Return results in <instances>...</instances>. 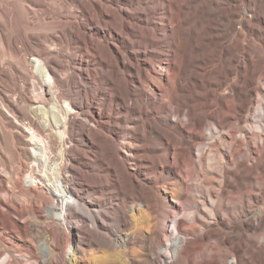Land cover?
<instances>
[{"label": "bare ground", "instance_id": "bare-ground-1", "mask_svg": "<svg viewBox=\"0 0 264 264\" xmlns=\"http://www.w3.org/2000/svg\"><path fill=\"white\" fill-rule=\"evenodd\" d=\"M73 12L80 14L82 26L69 19ZM30 14L36 23L28 20ZM87 25H96L98 32L94 34ZM28 28L44 31L45 44L27 48L24 56L15 46L16 32ZM123 34L129 37L127 46ZM105 36L113 42H106ZM0 42L6 44L0 56L7 55L6 61H0V130L10 138L16 161L10 172L0 173V193H13L11 197L0 194V253L4 249L8 253L0 264H32L30 259L34 264H71L75 252H81V235L94 240L105 237L99 218L90 216L89 206L102 184L121 183L117 164L125 165V158L139 162L143 158L153 168L171 164L175 170L173 197H177L169 211L171 217L178 216L183 206L180 199L190 202L192 188H203L209 196L222 187L215 188L209 174L213 157H219L223 188L245 183L241 168L261 169L264 177V0H0ZM73 50L98 64L96 71L89 72L74 55L79 70L75 77L85 78L95 88L77 87L70 67L53 57ZM16 75L27 79L32 96L18 90ZM2 83L10 90L17 88L16 92L4 94ZM101 85L112 96L95 109L84 110L82 99L93 97ZM131 90L134 98L129 106L126 99ZM253 102L257 111L249 120L255 126L242 132ZM103 107L114 109L133 126L128 141L111 150L114 159L108 160L107 168L113 177L95 176L93 180L86 173H75L72 160L78 150L68 144L79 136L91 139L100 134L91 127L76 126V116L84 124L111 132V115L102 112ZM149 108L156 116H148ZM162 113L165 120L158 119ZM41 119L44 124L38 122ZM103 137L102 142H115ZM248 140L249 151L245 149ZM249 155L259 157L255 164L246 159ZM227 163L234 166L232 172L225 169ZM182 168L192 172H178ZM139 194L142 202L134 203L131 210L145 207L155 212V200ZM198 202L206 211L205 201L195 199V206ZM194 212L189 213L192 224L187 233L191 237L178 233L181 216L176 218L170 238L159 240L158 232H152L150 248L157 245L154 264L192 262L205 240L212 237L218 248L228 243L236 252L238 256L230 264L239 258L264 264L263 218L253 223L228 221L220 230L217 215L209 214L212 220L204 219L206 223ZM88 217L90 224L85 223ZM128 218L123 208L116 211L118 224ZM250 227L260 231L253 245V239L244 235ZM128 242L129 236L115 235L117 247ZM164 256L167 260L162 263ZM205 263L202 258L199 264Z\"/></svg>", "mask_w": 264, "mask_h": 264}, {"label": "rangeland", "instance_id": "rangeland-1", "mask_svg": "<svg viewBox=\"0 0 264 264\" xmlns=\"http://www.w3.org/2000/svg\"><path fill=\"white\" fill-rule=\"evenodd\" d=\"M69 19L75 23L81 24L82 26V23H80L81 16L78 12H73ZM28 20L33 23L37 22V19L33 14L28 16ZM86 28L91 30L94 34L98 32L96 30V25H87ZM48 32L54 36L60 35V33L56 31ZM16 33L18 34L19 39L15 42V46L20 49L21 54L24 56L26 55V51H28L27 48H30L37 43L45 44L42 37L44 31L42 30L28 28ZM100 34L102 35L103 32H100ZM128 39V35H122V40L126 42L124 43L125 46L128 45ZM104 40L109 43L110 41L113 42L112 39L107 36L104 37ZM5 49L6 44L0 42V50L4 51ZM74 55L82 60L84 68L89 72H94L97 70L98 64H96L94 60H90L87 57L82 56L78 50L71 51V54H67L65 52H60L58 54L55 53L53 57L67 67H70L68 72L74 79L77 80V87L86 89L95 88L96 86H94L92 83H88L85 78L78 79V77H75L78 76L79 70L76 68L77 63L76 59H74ZM3 57L0 56V61L7 60V55L4 57L5 59H3ZM239 60H241V58H239ZM19 76L20 75H16L14 78V83L19 87L18 90H21L23 95L26 97L32 96V88L26 85L27 79L23 76ZM2 86L5 90L4 94L13 95L14 93L10 91L14 90L16 92L17 90V88L10 90V88L4 85V83H2ZM133 93L134 92L131 90L130 96H128L126 99V104L129 106H132L133 104ZM261 94L263 102L264 89H262ZM111 96L112 92L105 85H101L98 87V91L93 97L89 98L88 100L82 99L83 109H95L98 107V103H100L101 100ZM154 100L156 102L160 101L159 97H156ZM63 106L66 108L68 107L66 102H63ZM254 108L255 104L253 102L246 112L248 124L246 128L242 130V132H247L248 128L250 129V126L254 128L255 125L249 120L257 111ZM102 110V112H107L111 115V132L91 123L84 124L83 119L80 116H76V126H79L83 129L91 127L100 134L93 135L91 139L89 138L90 136H79L78 138H73L70 144H68L70 145L71 149L78 150L75 156H73L75 158L72 160L75 173H86L87 176L89 175V177L93 180L95 179V176H99L103 179L105 176H108L109 178L113 177L112 171L108 170L107 168L108 160L111 161L114 159L113 157H110L112 152L111 150L116 148V146L120 147L121 144H124L128 141L126 136L130 135V129L133 126V123L129 121L128 118L124 119L123 116L117 115L114 109L103 107ZM131 113V115L134 116L133 112ZM156 114L157 113L153 111V109L149 108V117H154ZM165 115V113H162V118H160L159 114L158 119L165 120ZM213 118L214 117H212V119ZM26 120L27 119L23 120L24 125H27ZM38 122H41V124L45 123L43 119L39 120ZM210 122L208 121L204 128H206ZM112 130H114V133ZM103 136H107L108 138L113 139L115 142H102L104 141ZM249 142L250 141L248 140L245 146L247 151L250 150ZM9 144L10 138L8 137L7 133L0 130V173H4L5 171L10 172L12 167L16 166V161L13 158L14 156L11 153ZM14 146L18 147L17 144ZM107 147H109L108 150L105 149ZM249 156L250 157H246V159H248V161L252 164H255V162L259 159V157H252V155ZM123 158L124 157H122V159ZM218 159L219 157H213L211 159V168L213 171H210L209 174L213 177L214 187H219V185L222 187L210 192L209 196L203 188L194 187L190 190V202H185L183 201L184 199L179 198L180 203L183 205L180 209H178V216H181L179 220L180 222H183L182 224H178L179 234H187L189 237L192 236L187 232L189 230V225L192 224L191 220H189V215L194 211L196 212L194 213L197 216V219L200 218L206 223L207 221L204 219H208L209 221L210 219L212 220L209 214L212 213L217 215L216 220L218 223L216 226L220 230L224 228V224L228 221L235 224H239L241 222L253 223L259 220V218H263L264 221V193H261V191H264V177L262 175L261 169L254 170L249 167L241 168L242 173L240 176L244 177L245 183L234 189H226L223 188L224 185L222 183V177L219 174ZM125 161V165L118 163L117 169H119V181H121V183H126V185L121 187V183L116 184L112 181L109 184H102L101 188H98L100 193L94 194L96 200L92 201L91 205L89 206L90 216L95 217L96 215L99 218L100 223L102 224L100 231L103 232L105 237L98 236L97 240H94L88 234H85V236L81 235V252H75V256L72 260L73 263L71 264H154L152 261L155 259L154 252L157 249V245L153 249L150 248V246H152V241L150 239L152 232H158L159 240L168 239L172 236V228L176 218H178V216L171 217L169 215L170 209H173L172 206L177 203V197H173V195H176V187L172 185L174 176L172 171H175L174 168L170 166L171 164L153 168L151 167V163L144 160L143 158H141V162L127 158H125ZM194 161L196 164L198 163L197 158H194ZM225 169L232 172L234 170V166L230 163H227ZM178 172H187L190 174L192 169L182 168V170H178ZM22 174L23 172L19 173L20 180L22 178ZM191 175H187V177L191 179ZM195 176H198L197 172ZM132 177L139 182L138 185L133 183ZM139 193H144L145 197L149 200L151 198L155 200L157 203L155 212L151 213L145 207L144 209H139V211H136V209L131 210L134 203L142 202L140 200ZM0 194L8 197L13 196L11 191H2ZM132 194L134 197H132ZM135 195L137 197H135ZM195 199L205 201L206 211L203 210L200 202H198L197 206H195ZM119 208H123L129 214V218L121 224H118L115 220V214ZM96 211L99 213H96ZM202 216H204V218ZM91 222L92 219L90 217H88V220L85 221L87 224H90ZM252 226L256 227L255 225ZM253 227L245 229L244 234L246 238L253 239L251 240L250 245L255 244L256 242L254 240L260 236L259 229H254ZM200 228L203 229V226L200 225ZM116 234L129 236L128 245L124 247H117L115 245ZM217 246L218 245L215 237L205 240L201 253H196L193 256L192 262H187L184 264H199L202 261V258L206 259L207 263L205 264H230V262L234 261V257L238 256L236 252L227 247L228 243L221 245L219 248ZM72 253L73 252L69 251L67 256L71 257ZM14 254L15 256H19L17 253ZM7 257V251L5 249L2 250L0 253V261L5 260ZM166 260L167 256L162 257V263H165ZM30 262L34 264L32 259H30ZM173 262L174 264H181L177 260ZM236 264L249 263L247 260H240L239 258V261Z\"/></svg>", "mask_w": 264, "mask_h": 264}]
</instances>
